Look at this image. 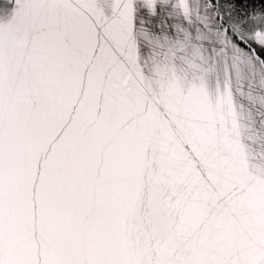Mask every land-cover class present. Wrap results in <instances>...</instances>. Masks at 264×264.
Returning a JSON list of instances; mask_svg holds the SVG:
<instances>
[{"label": "snow or ice", "instance_id": "6c2138e0", "mask_svg": "<svg viewBox=\"0 0 264 264\" xmlns=\"http://www.w3.org/2000/svg\"><path fill=\"white\" fill-rule=\"evenodd\" d=\"M0 264H264V0H0Z\"/></svg>", "mask_w": 264, "mask_h": 264}]
</instances>
